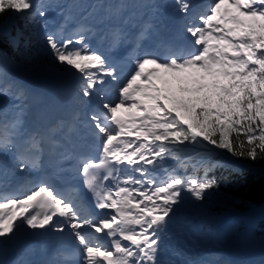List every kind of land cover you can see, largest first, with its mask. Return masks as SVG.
<instances>
[{
    "label": "snow or ice",
    "instance_id": "snow-or-ice-1",
    "mask_svg": "<svg viewBox=\"0 0 264 264\" xmlns=\"http://www.w3.org/2000/svg\"><path fill=\"white\" fill-rule=\"evenodd\" d=\"M173 7L184 21V42L136 56L116 101L105 88L117 81V70L87 43L93 29L82 26L69 36L46 31L40 37L59 71L78 74L77 91L70 120L36 129L20 142V120L0 115V151L13 152L17 172L38 173L23 197L0 193V249L14 244L21 231L67 232L82 264H181L162 258L174 217L188 196L201 201L219 186L215 179L179 173L193 158L185 146L264 159V0H213L200 14L191 12L189 0H174ZM45 9L40 0H0V15L12 12L37 28H47ZM150 28L139 33L137 48ZM106 36L110 46L128 39L120 26ZM21 41L31 43L22 31L12 35L0 25V45L6 42L15 52ZM6 57L0 52V61ZM9 94L18 111L27 107L25 88L0 83V95ZM90 105L81 121V110ZM81 124L96 141V155L83 150ZM72 170L80 181L57 185Z\"/></svg>",
    "mask_w": 264,
    "mask_h": 264
},
{
    "label": "trees",
    "instance_id": "trees-1",
    "mask_svg": "<svg viewBox=\"0 0 264 264\" xmlns=\"http://www.w3.org/2000/svg\"><path fill=\"white\" fill-rule=\"evenodd\" d=\"M7 21L10 23L9 31L12 35L17 30L22 31L25 36L30 37L31 43L25 46L21 41L18 51L15 52L6 42L3 43L0 45V52L6 53V58L18 64L33 65L45 60L46 56H51L35 25L29 24L23 17L17 18L12 12L0 15V25ZM2 105L4 108L0 115H7L5 108L8 106ZM231 136L235 138L237 133L233 132ZM240 139L244 137L241 136ZM216 150L228 159L211 155L199 165L187 164L186 168L178 169L181 175L215 179L219 185L210 190L201 201H195L188 196L187 204L199 214L211 215L219 220L211 222L209 227L220 231L229 243L264 237V218L249 221L242 216L245 212L264 208V159L252 162L232 157L226 150Z\"/></svg>",
    "mask_w": 264,
    "mask_h": 264
},
{
    "label": "rangeland",
    "instance_id": "rangeland-1",
    "mask_svg": "<svg viewBox=\"0 0 264 264\" xmlns=\"http://www.w3.org/2000/svg\"><path fill=\"white\" fill-rule=\"evenodd\" d=\"M94 1L106 2V0H94ZM107 1L111 2L117 0H107ZM40 2L46 6L45 10L47 12V16L50 17L53 16V19H55L56 16L54 15H58L61 19H63L60 23L62 24L65 23L67 25L70 22L69 18H71V16L75 14L79 9H82L84 6L89 5L90 0H40ZM95 6L98 7L99 4ZM204 9H208V7L205 6ZM103 14L104 12L101 11L98 16L102 17ZM45 20H46L47 28L46 29L38 28L39 35H44V33L48 31L51 26L52 27L53 25L55 26L54 23L50 22V19H45ZM1 25H6L9 30L10 23L8 21L4 22ZM54 28L55 27H53V29ZM63 31H67L68 33V29L66 28L62 29V33ZM19 67L20 68L35 67L36 69H39L42 73H46L47 75L50 74L51 76H53L55 73L62 75L68 74L59 71V69L54 65L51 56L49 55L46 56L45 60H42L39 63L33 65H22L15 63L9 60L8 58H5L4 60L0 61V75H2V80H0V83H3L4 85H11L13 90L16 88V86L21 85L15 82L28 84L30 82L31 75L27 74L23 78L19 77L18 75H16L15 72L16 70H18ZM10 71H12L13 74L10 73ZM68 75L73 76L70 74ZM15 77H19V78H15ZM12 80H14L15 82H12ZM51 81L46 79L45 82L49 87H54ZM75 81L77 82V80ZM30 95L31 94L29 92V96ZM4 103L7 104L6 106H8V108L6 107L5 109H7L8 111L7 115L11 116L10 120L15 119V111L18 110L15 107V105L18 103V101H16L13 98V96L10 94L0 95V111L3 109L2 104ZM203 150L204 148H201L200 146L186 145L185 146L186 153L193 157L192 159L187 160L186 163L199 165L205 162L212 155V153ZM196 152H199L201 155L196 156L195 155ZM1 154L3 155L2 151H0V155ZM176 163L177 162L175 161H169V166L176 167ZM216 163L217 162H215L214 165H216ZM3 164H6L5 161L4 160L0 161V168L3 167ZM179 217H180L179 223H181V229H182L181 235L184 234L185 237L186 236L192 237L194 242L191 241L190 243L192 244L195 243L196 241V243L200 245L198 250H200L201 253H203L205 250L216 251V252L222 250H235L234 253V257H235L238 254L240 248L257 249L259 248L260 245H264V237H261L259 239L249 240L247 242H244L243 240H239L238 242H234V243L227 242L222 236V233L220 231L216 230L214 227H209V224L211 222H216L219 220H217L215 217L211 215L199 214L197 211L192 210V208L187 204V202H185V204L181 207V210L179 212ZM240 237L241 234L238 236V239H240ZM215 259L218 261V260H225L226 258L224 259L223 257L217 256ZM233 262L235 263V260Z\"/></svg>",
    "mask_w": 264,
    "mask_h": 264
},
{
    "label": "bare ground",
    "instance_id": "bare-ground-1",
    "mask_svg": "<svg viewBox=\"0 0 264 264\" xmlns=\"http://www.w3.org/2000/svg\"><path fill=\"white\" fill-rule=\"evenodd\" d=\"M202 1L208 2L209 0H202ZM212 3H213V1H212ZM204 7H205V5L203 7H200L197 12L199 14L206 12L207 9H204ZM193 12H194V9H193ZM112 15H113V13H112ZM54 16H56L55 19H53V16L50 17V16L46 15L45 19L49 18L51 22L57 23V24H59L63 20L58 15H54ZM65 20H66V18H65ZM65 33H67V32L65 31ZM15 72H16V75H18L19 77H22V78L27 74L31 75L30 83H28V84L27 83L26 84L21 83V85H19L20 87L25 88L28 91V93L30 92L31 95H30L28 103L32 102L33 99L40 97V91L39 90H43V89L50 90V88L47 87L46 84H44L40 88L35 87L34 83L32 82L33 78H37L39 80H42L43 83H44V81H46V79L49 81L52 80L51 83H53L54 86L59 85V88H62V89H67V88L72 89L71 86L68 85L69 83L67 82L66 78L62 74L55 73L53 76H51L50 74L47 75L46 73H42L39 69H36L35 67H33V68H31V67H29V68L28 67L27 68L21 67L20 68L19 67L18 70H16ZM10 73H12V71H10ZM19 77H15V78H19ZM12 82H15V81L12 80ZM15 83L20 84L18 82H15ZM21 134L23 135V137H26L28 135V133L24 130H21ZM213 150L214 149H212V148L210 151L205 149V151H207V152H212ZM9 164H10V162L7 161V163L2 168H0V187L5 182V179L7 177L6 172L11 173V171L15 170L14 167L12 169H10ZM175 219H176V217H174V221L177 222ZM42 234H43L42 232H32V230L21 231L18 234L16 242H18V240L22 236H28L32 239L37 238V240L33 241V242H37V241L41 240ZM191 241L194 242L192 237H190V236L185 237V235L184 234L181 235L179 233V231L175 233L174 238L171 240V245L169 246L170 252H172V255H176V259L179 260L181 262V264H225L223 262L224 260H218L217 261L215 259L217 256L223 257L224 259L227 256H230V258L228 259V262H226V264H233L234 260H235V264H257V263L263 264L264 263V246L259 247L257 249H247V248L242 249V248H240L238 254L234 257L235 250H222L219 252L205 250L203 253H201L200 250H198L200 245H198L196 243V241H195V243L191 244L190 243ZM20 260L24 261L25 264H29L28 259L26 257V254H23V257Z\"/></svg>",
    "mask_w": 264,
    "mask_h": 264
}]
</instances>
